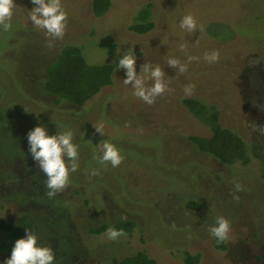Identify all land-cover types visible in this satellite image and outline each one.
Here are the masks:
<instances>
[{"label": "rangeland", "instance_id": "374dc122", "mask_svg": "<svg viewBox=\"0 0 264 264\" xmlns=\"http://www.w3.org/2000/svg\"><path fill=\"white\" fill-rule=\"evenodd\" d=\"M150 1L154 30L131 31ZM90 2L62 0L68 12L62 39L32 27L30 0H15L12 28L0 31V218L30 212L40 242L55 251L54 264H112L139 251L155 264H185L187 252L200 254L198 264H264V0H111L101 16ZM189 13L198 30L180 34L179 21ZM205 40L207 51L191 43ZM66 44L79 45L91 64L114 63L116 54L134 48L137 71L143 62L159 65L168 89L145 104L117 69L115 85L87 107L58 100L44 88L45 68ZM213 50L222 56L208 63L204 54ZM189 56L198 59L188 62ZM169 58L186 70L168 67ZM188 85L191 97L216 106L223 125L246 140L250 162L223 164L192 142L190 135L210 129L183 105ZM37 123L50 134L71 129L80 145L79 168L54 197L27 152L26 134ZM95 125L103 126L102 136ZM101 140L119 148L118 167L94 159ZM217 216L231 225L224 248L208 231ZM119 220L135 222L131 235L112 241L106 231L92 232ZM4 239L0 230V244ZM9 255L0 249V261Z\"/></svg>", "mask_w": 264, "mask_h": 264}, {"label": "clouds", "instance_id": "9594fccd", "mask_svg": "<svg viewBox=\"0 0 264 264\" xmlns=\"http://www.w3.org/2000/svg\"><path fill=\"white\" fill-rule=\"evenodd\" d=\"M33 7L28 9V20L35 29L44 30L47 36L53 39H62L67 26L68 12L65 10L62 0H30ZM15 0H0V31L9 32L12 28L11 18ZM179 27L189 34L198 30L196 18L192 14L181 17ZM137 55L134 48L129 47L120 54H116L113 62L116 69L124 70V85H131L132 95L139 98L145 104H153L157 97L168 89V82L164 79L165 73L159 65H151L143 62L137 71ZM188 62L198 59L189 56ZM204 60L215 63L219 60V52L213 50L204 54ZM168 67L179 72L186 70V64L177 58L167 60ZM148 81H151L149 84ZM193 85L184 88L185 95H190ZM95 131L102 136V125H95ZM27 152L30 154L36 167L43 173L44 185L48 189L47 195L54 197L70 182V173L79 168L80 145L74 141V133L71 129L55 131L50 134L48 127L43 123H37L26 134ZM94 159L102 166L110 164L118 167L123 156L115 143L109 140H101L95 144ZM97 169L91 174L96 175ZM236 191L242 190L240 183L234 185ZM126 219V217H121ZM230 221L224 216H217L214 224L209 226V234L215 238L217 244L224 243L230 232ZM107 239L115 241L125 235L123 229L109 227L106 229ZM57 257L54 249L46 243L40 242V237L35 230L26 228L25 235L14 241L9 257L0 261V264H54Z\"/></svg>", "mask_w": 264, "mask_h": 264}, {"label": "trees", "instance_id": "16d2710c", "mask_svg": "<svg viewBox=\"0 0 264 264\" xmlns=\"http://www.w3.org/2000/svg\"><path fill=\"white\" fill-rule=\"evenodd\" d=\"M110 6L111 0H91L90 2V9L96 16L105 14ZM154 11V3L151 1L146 3L138 11L135 21L128 26L129 29L140 34L152 32L156 25ZM181 32H184L185 35L189 34L180 28V34ZM191 43L196 44L197 50L205 49L207 51L211 42L208 43L205 40L203 42L191 41ZM202 45L205 48H202ZM45 70L44 88L47 92L57 96L58 100H65L83 107H87L103 90L116 83L117 69L114 63L91 64L86 60L82 48L76 44L64 45L55 59L46 65ZM182 102L186 109L209 126L208 135H190V139L200 151L211 155L223 164L251 161L246 140L231 128L223 125L216 106H209L190 95L185 96ZM253 151L255 156L260 157L257 145L254 146ZM189 204L198 206L194 201ZM109 227L123 229L125 235L129 236L133 233L136 224L133 220H119L115 224H103L92 229V232L101 233ZM26 228L36 231L30 212L22 213L14 221L0 218V230L5 235L0 249L10 252L14 241L25 235ZM217 246L224 248L225 244L221 243ZM199 261V253H186L185 264H198ZM112 264H155V259L147 252L139 251L122 259L114 258Z\"/></svg>", "mask_w": 264, "mask_h": 264}]
</instances>
